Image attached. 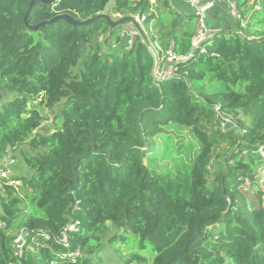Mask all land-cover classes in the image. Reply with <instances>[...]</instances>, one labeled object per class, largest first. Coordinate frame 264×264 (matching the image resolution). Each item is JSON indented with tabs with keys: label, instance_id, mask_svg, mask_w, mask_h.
<instances>
[{
	"label": "trees",
	"instance_id": "1",
	"mask_svg": "<svg viewBox=\"0 0 264 264\" xmlns=\"http://www.w3.org/2000/svg\"><path fill=\"white\" fill-rule=\"evenodd\" d=\"M110 1L37 3L28 20L86 21ZM236 1L245 26L225 18L241 32H218L196 48L199 18L185 5L115 0L116 14L146 16L156 60L139 34L121 55L110 51L123 26L57 21L31 31L32 0H0V95L14 93L0 107V164L15 151L29 169L19 192L0 194V264H94L119 243L130 252L123 264H264V207L251 208L241 191L250 182L263 203L264 0ZM170 49L184 60L159 79L156 63L166 64ZM217 105L235 127L221 130ZM41 108L57 111L48 132ZM170 126L188 129L200 146L189 164L164 171L151 155ZM219 150L225 167L212 177Z\"/></svg>",
	"mask_w": 264,
	"mask_h": 264
},
{
	"label": "rangeland",
	"instance_id": "2",
	"mask_svg": "<svg viewBox=\"0 0 264 264\" xmlns=\"http://www.w3.org/2000/svg\"><path fill=\"white\" fill-rule=\"evenodd\" d=\"M254 2V0H250L249 6ZM115 0H111L109 4L107 5L106 10L103 14L109 15L113 21H117L122 16H118L115 11ZM217 8V7H216ZM212 9L209 13H211ZM175 10V6L173 8ZM176 11V10H175ZM248 11V10H246ZM209 13L208 17L206 19L207 26L209 24ZM225 14L227 12L225 11ZM228 15V14H227ZM229 16V15H228ZM250 16H248L249 18ZM136 18V17H135ZM244 18V17H243ZM197 28L199 29V23ZM209 28V27H208ZM128 31V32H126ZM131 31V32H130ZM130 34V36H126L125 33ZM123 32H122V41L119 45L113 47L110 49L111 52H113L116 55H121L124 51L130 49L129 48V38H131L132 33H135L134 26L131 23H127L123 25ZM105 36L101 37V40H104ZM14 98V93H2L0 95V107L12 100ZM41 112L44 116V121L41 126L40 131L42 132H48L49 130H52L55 128L54 119L57 115V111H51L47 110L45 108H41ZM237 131L239 128L236 129ZM200 145L198 142L194 139L190 131L186 128H182L179 126H170L165 129V134H163L161 137H159L156 140V152H154L151 155V158H157V162L160 166V168L164 171H167L168 169H171L172 167L176 165H183V164H189L194 159L195 154V148L199 147ZM228 145L225 146L227 148ZM218 153H223V151H216L215 158L213 161H211L210 164V171L211 176L213 177L215 172L222 170L225 167L224 161L221 159V157H218ZM10 157H16L17 160L16 164L18 166L17 171H15L14 174L17 173V175H29V169L24 164L20 157V152L11 151L9 153ZM258 175H257V188H259L262 192H264V165H262L260 168H258ZM213 181L211 180V185H213ZM241 191L245 194V196L248 199V202L250 203L251 208H256L259 204H262L264 207V194L262 196V202L260 203L259 200V193L257 194L256 188L252 187L250 182L246 181L244 185L241 187ZM221 226H215L213 227V232H217ZM111 237V234L108 233L105 236V241H109ZM108 244V243H107ZM133 248V247H132ZM130 252H126V245H123L122 243H119L117 247L114 248V246L111 249H107V251L104 252V254L100 257H95L94 264H123V260L125 259V256H128ZM122 254V255H121Z\"/></svg>",
	"mask_w": 264,
	"mask_h": 264
},
{
	"label": "built area",
	"instance_id": "3",
	"mask_svg": "<svg viewBox=\"0 0 264 264\" xmlns=\"http://www.w3.org/2000/svg\"><path fill=\"white\" fill-rule=\"evenodd\" d=\"M140 1V0H137ZM170 4L174 5L179 2V0H168ZM183 1V4L185 5V11L192 12L196 16H198V23H199V29L197 30V33L193 39L194 45H197V47L202 44V42L206 41L207 36L210 34L206 19L208 17V13L219 6H225L227 14L237 23H240V26H245V20L241 13L238 10V4L236 0H180V2ZM179 2V3H180ZM151 6L156 5L157 0H151ZM175 6V5H174ZM183 9V8H182ZM138 21L142 24L146 20V16H137L136 17ZM241 32V31H240ZM138 35L137 30L135 29V33L133 32L131 35L132 37H135ZM129 48L133 44V39H130L129 41ZM165 60L168 64L169 68L168 71L162 73L158 70L157 74L160 78H163L165 76L171 75L176 69L175 65L184 60V58L178 57L176 54L173 53L172 49H170L162 59V61ZM216 118L218 119L219 126L223 132L232 129L235 127V119L233 116H230L223 112L222 107L220 105H217L214 109ZM259 154L264 160V147H261L259 149ZM18 166L16 164V161L14 158L6 157L0 164V194L5 193V189L13 188L17 192H19L20 187L23 185L22 180L18 177L19 175L14 174L15 171H17ZM4 228V224L0 222V229ZM77 230V224L72 223L68 226L67 230H65L62 233L61 241L68 245L69 244V238L68 234L70 232H74ZM25 245H26V233L25 230L20 231L14 241V251L17 256L21 257L24 254L25 251ZM76 256H81L80 251L76 253Z\"/></svg>",
	"mask_w": 264,
	"mask_h": 264
},
{
	"label": "water",
	"instance_id": "4",
	"mask_svg": "<svg viewBox=\"0 0 264 264\" xmlns=\"http://www.w3.org/2000/svg\"><path fill=\"white\" fill-rule=\"evenodd\" d=\"M55 1L56 0H32V2L30 4V8H29V10H28V12L26 14V17H25V25H26V28H28L31 31H38V30L42 29L43 27H45L47 25L56 23L57 21H65L68 24L73 25V26H81V27H84V26L93 24V23H95L97 21L104 20L113 29L114 28L121 27V26H123V25H125L127 23H131L135 27V29L137 30L138 34L140 36H142L143 40L148 45V47L150 48V50L156 55V53L154 52V50H153V48H152V46L150 44V41H149L148 36H147V33L143 29L142 24L134 16L121 17L119 20L113 21L109 15H106V14H103L102 13V14L94 17V18L89 19V20L79 21V20L73 18L72 16H70L68 14H62V15H59V16L53 18L50 21L41 22L40 24H38L36 26L30 25L29 20H28V16H29V14H30V12H31V10H32V8H33V6L35 4H37V3H40V4H53V3H55ZM215 34H217V32H212L211 34H209L207 36V39L206 40L210 39ZM156 60H157V55H156ZM158 70H159V63L157 61L156 68H155V75H156L157 78L160 79V77L157 74Z\"/></svg>",
	"mask_w": 264,
	"mask_h": 264
},
{
	"label": "crops",
	"instance_id": "5",
	"mask_svg": "<svg viewBox=\"0 0 264 264\" xmlns=\"http://www.w3.org/2000/svg\"><path fill=\"white\" fill-rule=\"evenodd\" d=\"M180 2V0H179ZM177 3L179 4V8H184V4H183V1H181L180 3ZM225 6H219L217 7L215 10H213L211 13H209V24H208V29H209V32L210 34L212 32H222V31H227V32H240L239 28H238V25L237 23H235L233 20H231L230 18L227 19L225 18ZM119 17L121 15L117 14ZM121 18V17H120ZM135 29V27H134ZM128 32V31H126ZM126 32H123L126 34V36L124 37H127L130 36V34L126 33ZM131 32V31H130ZM130 40V38H129ZM197 45H195L196 47ZM169 66L168 64H163L161 67H159V71L164 73L166 71H168Z\"/></svg>",
	"mask_w": 264,
	"mask_h": 264
}]
</instances>
